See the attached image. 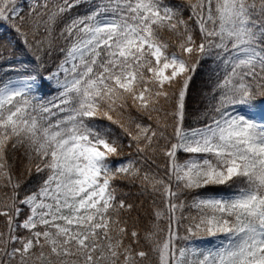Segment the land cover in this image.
Returning <instances> with one entry per match:
<instances>
[{
	"label": "trees",
	"instance_id": "obj_1",
	"mask_svg": "<svg viewBox=\"0 0 264 264\" xmlns=\"http://www.w3.org/2000/svg\"><path fill=\"white\" fill-rule=\"evenodd\" d=\"M31 1L19 15L0 17V91L22 78L40 82V99L29 106L25 118L28 125L24 129L3 126L0 132H5L0 146V264H38L11 253L31 235L20 227L28 216L22 202L48 180L50 145L57 132L67 137L69 131H82L91 140L111 146L114 162L134 165L133 171L115 173L110 181L109 240L116 251L112 258L95 256L91 264H161L163 246L168 252L178 250L209 214L205 207L195 208L198 199L264 188L255 172L224 184L185 188L177 179L175 164L194 155L169 153L184 131L203 128L241 107L264 109V40L261 61L244 67L218 55L202 57L186 80L166 88V96L138 106L132 96L120 94L126 99L107 109L108 117L78 114L77 102L44 79L64 63L88 27L113 19L134 24L140 17L156 43L181 56L183 46L204 40L206 21L217 0H151L155 10L168 11V19L150 18L134 0ZM240 1L249 21L264 31V0ZM141 127L149 130L147 138H141Z\"/></svg>",
	"mask_w": 264,
	"mask_h": 264
},
{
	"label": "rangeland",
	"instance_id": "obj_2",
	"mask_svg": "<svg viewBox=\"0 0 264 264\" xmlns=\"http://www.w3.org/2000/svg\"><path fill=\"white\" fill-rule=\"evenodd\" d=\"M134 2L150 18L170 17L167 10H155L151 0L152 12L147 0ZM24 4L30 7L33 1L0 0V17L19 15ZM214 13L206 21L204 40L183 46L181 56L156 43L140 17L134 24L113 19L88 27L64 63L44 79L77 102L78 114L108 117L106 110L126 99L120 94L132 96L138 106L166 96V88L186 80L202 57L218 55L244 67L263 59L264 31L249 21L240 0H217ZM39 86L35 79L22 78L1 89L0 132L3 126L28 125L25 118L40 99ZM69 134L53 136L50 176L22 202L28 216L20 227L31 235L11 254L38 264H91L95 256L112 258L116 251L109 240L110 181L115 173L133 171V162L111 160L115 150L103 140H91L79 130ZM139 134L147 138L149 130L141 127ZM180 136L169 153L194 155L175 164L183 187L224 184L252 172L264 183V109L241 107ZM194 206L207 208L209 214L178 250L168 252L163 246L161 264H264L263 186L261 191L198 199Z\"/></svg>",
	"mask_w": 264,
	"mask_h": 264
}]
</instances>
